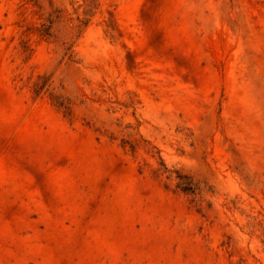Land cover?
I'll use <instances>...</instances> for the list:
<instances>
[{
	"label": "rangeland",
	"instance_id": "rangeland-1",
	"mask_svg": "<svg viewBox=\"0 0 264 264\" xmlns=\"http://www.w3.org/2000/svg\"><path fill=\"white\" fill-rule=\"evenodd\" d=\"M0 264H264V0H0Z\"/></svg>",
	"mask_w": 264,
	"mask_h": 264
},
{
	"label": "trees",
	"instance_id": "trees-1",
	"mask_svg": "<svg viewBox=\"0 0 264 264\" xmlns=\"http://www.w3.org/2000/svg\"><path fill=\"white\" fill-rule=\"evenodd\" d=\"M178 182H177V189L181 190L182 192H188L193 193L194 192V186L190 180V178L186 176H180L177 174L176 176Z\"/></svg>",
	"mask_w": 264,
	"mask_h": 264
}]
</instances>
